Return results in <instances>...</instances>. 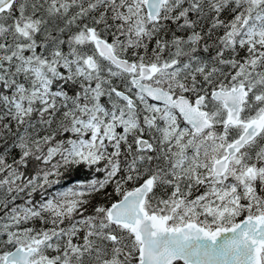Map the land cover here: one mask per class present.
Returning a JSON list of instances; mask_svg holds the SVG:
<instances>
[{
	"label": "snow or ice",
	"instance_id": "obj_1",
	"mask_svg": "<svg viewBox=\"0 0 264 264\" xmlns=\"http://www.w3.org/2000/svg\"><path fill=\"white\" fill-rule=\"evenodd\" d=\"M0 264H264V0H0Z\"/></svg>",
	"mask_w": 264,
	"mask_h": 264
}]
</instances>
